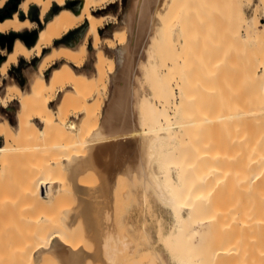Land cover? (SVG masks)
<instances>
[{
	"label": "bare ground",
	"instance_id": "bare-ground-1",
	"mask_svg": "<svg viewBox=\"0 0 264 264\" xmlns=\"http://www.w3.org/2000/svg\"><path fill=\"white\" fill-rule=\"evenodd\" d=\"M178 1L130 0L129 7L124 10L122 0H21L17 11L13 12L10 17L0 20V35L6 36L4 37L5 43L3 44V49L0 48V108L6 109L10 104L15 102L18 104L16 128L8 120L0 121V139H3L5 142V145L0 147V153L4 154L10 149L12 142L16 138H21L29 131L35 134H43L49 125L62 127L69 131L70 138L64 142L61 141L62 143L58 145L59 151L60 148L62 151L45 159L41 158L33 166L34 170L31 173L33 185L34 183L36 185L37 183L40 184L41 192L45 194L49 193L53 198V194H59L56 187V176H58V173L71 172L74 177V175L88 168H96L95 165L98 164L97 162H99L103 154H100V151H104L105 148L109 147L113 149L114 146V150L119 154L124 147L131 146L132 148V145L133 147L135 145L137 151H143L142 154L144 155V152L146 154L144 155L146 156L144 157L145 162L140 164V169L143 171L145 180L152 183L156 191H161L163 194L162 200L167 202V205L169 204L171 214L175 221L178 222V227L175 231L176 237L179 236L177 239H191L192 235L194 236V231L198 230V228L199 230H203V235L207 229L206 232H208L209 236H205L211 238L209 233L211 231L208 228L215 219L213 218L215 215L211 211L216 209L218 205L216 199L220 191H222L218 184H215V176L219 167L213 165L215 168L212 169L213 166L212 168L209 167V172L207 173H205L206 170L203 168L204 171L200 170L205 174H198L199 170L196 168L201 167L196 163L188 166V163L184 164L185 166L182 165L179 171L177 169L178 156L176 152H164L160 149V145L164 139L168 140L171 137V141L173 140V136L176 137V134H180V132H176L175 134V130L165 131L173 123V117L177 118L179 113L182 114L181 118L185 129L196 128V124L201 122L199 120L200 122L196 123L198 121L197 118H199L197 108L189 106L193 104L195 95L191 88L196 83L193 85L189 77L182 75V72L187 71L188 67L191 68V64L193 66L194 61L186 58L187 51L183 47L181 48L179 44L181 37H179V33L182 34L183 23L180 14L181 3L179 5ZM7 2L8 0H0V9ZM117 4L120 5L121 19L111 11ZM32 6L36 12L30 15L29 11ZM163 10L169 14L167 21L162 17L164 14ZM215 15L223 16L222 12ZM233 20L228 22L232 23ZM230 23L228 26L231 25ZM243 23H245L244 27L246 28L244 34L238 27L239 25L236 24L239 28L237 31L234 25L235 30L231 28L232 25L230 28L228 27L230 31L229 36H232L239 42L244 41L243 43L264 40V25L260 23L258 18L254 22L248 21L245 18ZM110 25L115 27L114 31L111 33L106 32L104 36L105 27ZM168 31H171V44H169V39L165 35ZM35 37L36 41L33 44L32 42ZM12 41L14 43L10 50V43ZM90 47L93 49V52L90 51ZM169 49L171 50V55ZM92 55L94 57L93 71H90L87 66ZM217 57L218 55L216 57L214 55L209 61L201 60L196 63L202 67L210 65V72L214 74L221 70L224 63ZM255 58V60L246 62L248 73L246 75L253 83L255 95L253 97H256V100L254 99L256 102L253 100V104L245 96L244 98L248 101L243 100L241 97V100L240 98L235 100L236 98L231 99L232 96H228V112L226 111L227 109L224 110V112H227L225 118H222L218 114L221 111L220 108L214 109V113L211 115L209 121L212 125L209 124L210 128L207 127L206 130L211 128L214 130L221 125H228V129L233 132H230V135H228V168L227 165L225 166L228 169V175H226L227 177L225 176L226 179L228 178L226 181V185L228 186L226 187V190L228 189V234L235 236L234 234L238 230L244 233L258 234V255L263 259L264 264V107L259 106L261 105L259 104L260 102H264V49L261 53L255 54ZM22 59L30 64L28 71H26L29 83L27 88L23 87L20 81L9 77L11 70L16 72L18 67H22L20 66L22 65ZM139 72L150 91L148 94L143 93V95H140L141 108H143L142 111L144 113L143 121L149 126L142 133L134 126L133 118V108L137 104L135 81ZM110 86L112 87V91L104 115V121L98 125L101 120H99V115L102 113L103 107L100 106L98 108L97 115H90V107L98 99L104 105ZM228 94L230 95V93ZM134 100L136 101L135 104ZM79 103L82 105L78 108L77 105ZM52 104H55V107ZM94 119L98 122L97 127L93 131L90 129L86 130ZM246 122L256 123L255 128L258 129L263 126V129L262 127L261 129L259 128L260 131L256 137L251 133V130L249 134L244 131L240 135L241 137L235 140L236 133L234 131H237L235 126L242 127ZM202 124L198 126L200 128L204 127V124ZM200 128L199 131L203 129ZM172 131L173 133H171ZM186 132L188 133V131ZM207 132L209 133V131ZM194 133L193 135H196V131ZM218 134L220 135V133ZM231 134L232 136L234 135L232 138L229 137ZM222 135L224 136L221 133ZM201 136L203 135L201 134ZM253 136L254 138H252ZM140 138L146 139L145 142L139 143ZM251 141L253 142L251 143ZM173 142L175 141L173 140ZM186 143L184 142L182 146H188L191 152L189 148L191 144L188 143L187 145ZM201 144L203 146V143ZM201 144L200 147L202 149H199L202 152L197 150L198 155H196L197 158L200 157L201 161L203 160L204 162L205 156L203 158V154L201 155L204 151V146L202 147ZM204 144H207V142ZM252 144L253 146L255 145L254 148ZM83 145L85 147L82 149L81 146ZM54 148H56V145L49 143L45 146H40L37 151L41 155H44L45 151ZM188 149L186 148L185 151H188ZM218 153L217 151V155H219ZM156 155L162 160L161 167L164 170V179L161 180L155 174L148 172L151 162ZM200 158L197 159L199 160L197 162H200ZM114 159H116V164L117 162L119 164L117 159L120 158L114 157ZM206 159L209 163L212 160V158H207V156ZM111 161L114 162L113 158ZM113 162L111 163L114 166ZM224 163L226 164L225 161ZM224 163L220 167L222 168L223 166V170L225 168ZM118 164L117 168H120V164ZM199 164L202 165L203 163L201 164L200 162ZM98 166L100 168V165ZM105 167L103 166L104 169ZM117 168H114L113 172ZM174 169L177 170V176L173 173ZM32 175L38 177H33V179ZM31 179L29 180L32 182ZM255 181H257V184H254ZM162 182L168 185V189L164 190L161 187ZM79 186L75 191L76 193L80 189ZM251 186L255 187V192L252 191L253 187L251 188ZM248 188L252 189V193L250 190L248 191ZM85 189L83 188L81 193ZM88 190L89 188L86 189V191ZM238 190L241 191V195L235 196L234 192ZM246 191L253 195L254 202L259 201V203L257 202L258 206L253 204L254 202L251 203V201L252 206L247 207L245 205V196L243 197V194L247 193L248 196H251ZM90 192L89 194H93ZM82 194L84 195L85 192ZM54 196L56 198L59 197L57 195ZM92 196H95V193L91 195V198L88 197V199H92ZM256 197L257 199H255ZM84 201L83 205H85ZM89 203L84 207L82 205L83 209H80L78 212H70L65 208L66 210L62 209L59 211L60 209H58V212L51 214L24 215L27 219L24 217L22 219L24 218L30 225L23 222V225H27L17 228L18 232L12 227L11 231H9L10 235L7 234L8 236L4 235L1 237V244H5L4 242L7 240V237L13 238L17 236L16 239L19 241L17 240L14 244L18 245L17 242H19L18 246L21 249L17 245L15 247L12 243L11 246H14L19 254L17 252L14 253L15 249L12 250L10 248L14 254H17L15 256L19 258V260H13L16 262L15 264H18L19 261L22 264H30V261L31 264H38V260L39 264L40 261L42 264L43 262L46 264L48 262L46 261L48 255L49 257L50 255L52 257L57 255L65 257L67 255L65 259L68 264H76L79 260L77 261L76 256L74 258L70 254L72 251H77L76 245L73 246L71 242L73 238L70 239V236L73 237V234L69 236L70 225L74 223L76 217H84L85 220L88 219L89 223L95 222L96 214L99 213L97 216H100L102 205L90 200ZM93 203L101 207L98 208ZM7 207L8 205L6 206V204L4 208L1 207V209H4V214L9 209ZM103 209H106V207ZM1 212L3 211H0V218L1 216L4 217ZM60 212L62 213L61 216L59 215ZM99 216L97 217L98 220L101 217ZM24 219L21 221H25ZM215 221L218 222L219 220ZM11 222L10 224H12ZM0 224H6V222L0 220ZM94 225L96 224L94 223ZM22 227L27 230H23ZM98 227L97 230H99ZM13 229L14 233H12ZM210 230H212L211 227ZM15 233L17 235H14ZM219 233V231L218 233L216 232L217 235ZM19 235L22 237H19ZM232 236L228 245L232 251L227 255L228 258L226 257L229 260H225L228 264H230L229 261H233L236 264L238 260L237 251L240 239ZM20 238L23 240L20 241ZM213 239H209L211 243H213ZM215 240H219V238ZM249 240H252V237H249ZM78 250L80 253H83V250H80V248ZM213 250L214 255L218 257L225 249L222 246H217ZM36 252L39 255L38 259H36ZM84 254L80 255L83 256ZM205 254L202 255L205 259H201V263L192 257L190 259L183 258L182 262L183 264H209V260L207 261L206 259L212 257V255L208 253L205 256ZM209 254L210 256H208ZM22 258H24L23 261L25 263L21 261ZM160 260L158 258V262L162 264ZM203 261H207V263ZM213 261L216 260L213 258ZM214 263L216 264V262L212 264Z\"/></svg>",
	"mask_w": 264,
	"mask_h": 264
},
{
	"label": "rangeland",
	"instance_id": "rangeland-1",
	"mask_svg": "<svg viewBox=\"0 0 264 264\" xmlns=\"http://www.w3.org/2000/svg\"><path fill=\"white\" fill-rule=\"evenodd\" d=\"M20 2L21 0H8L6 5L1 8V10H5V12L0 13V15H8L10 13L12 15L13 11L18 10ZM180 3V14L183 23V30L182 34L179 33V37L181 36L179 39V44L181 48L183 47L184 50L187 51L186 58L191 61H194L193 66L191 64V68L188 67L187 71L182 72V75L189 77L193 85L194 83H196V85L191 88V90L194 91L195 95L193 98V104H190L189 106L192 108H197V115L199 118H197L198 121H196V123L200 122L199 120H201V122L199 124H196V128L185 129L183 127L185 126L184 122L181 118L182 114L179 113V116H177V118L173 117V123L170 125L169 129L165 131L175 130V134L176 132H180V134H176V137L173 136V140L175 142H173V140L170 141L171 137L168 140L164 139V141H162L160 145V149H162V151L164 152H176L178 156L177 169L179 171L182 165L188 163V166L196 163L201 167L196 168L199 170V172H197L196 170L198 174H201L202 171H204L203 168L206 170L205 173H207L209 172V167L212 168L213 165H215V167H219L218 172L215 176V179L217 181V183L215 181V184H218L220 190L222 189V191H220V194L216 199L217 204L219 206L216 204V209L211 211L215 215V217H213L215 218L213 222L214 226L213 223L211 226L209 225L213 231L210 230V227L208 228L209 231H211L209 232L211 238H214L212 240L213 243H211V240H209L211 238L207 237L209 236L208 232H206L207 229L203 235V230H199V228L198 230L194 231V236L192 235L193 238L191 237L190 239L188 237L189 239L187 240H183L182 238V240L177 239L179 236L176 237L175 231L178 227V222H176L173 218L170 210L171 207L169 206V204L167 205V202L162 200L163 194L161 193V191H156V189H154L153 184L145 180V177L143 176V171L142 169H140V164L145 162L144 157L146 156L144 155L146 154L144 152L143 155V151H137V149H135V145L134 147L132 145V148L131 146H128L129 148L127 146L124 147L123 150L119 152V154L117 151L114 150V146L113 149H110L109 147L105 148L104 151H100V154H103L102 158L99 160V162H97L98 164L95 165L96 168H88L82 172H79L77 175H74V177L71 172H60L58 173V176H56V187L58 188L57 191L59 194H53L52 198L51 194L42 193L40 190V184L37 183L36 185L34 183L33 185V180L31 179V173L34 170L33 166L37 164L41 158L45 159L46 157L61 152L62 149L60 148L59 151L58 148L59 143H62L61 141H67V139L70 138V132L66 129L55 125H49L46 127V130L43 132V134H35L34 132L29 131L21 138H16L12 142V145L9 150H7L4 154L0 153V211H3L1 213L2 215H4V217L1 216L0 220L6 222V224H0V264H15L16 262L14 261L17 259L19 260V258L15 256L17 254H14L17 252V249H15L17 244H14L18 240L16 239L17 236H14L13 238L9 236L6 238V241L4 240V243L7 245V247L5 244H1V237L7 234L10 235L11 233L9 231H11L10 229H12V227H14L16 232H18L17 228H19L20 226H26L28 223L24 218L27 219V217H25L24 215L28 216L40 213L51 214L58 212V209H60L59 211H61L65 208L70 212H78L80 209H83L82 207L86 206L87 203L90 204L89 200L102 205V209L100 211L101 217L98 215L100 217V219L98 220L97 214L99 213L96 214L94 222L96 225H94L93 222L89 223L87 221L88 219L85 220L84 217H76L74 223L70 225L69 236L73 234V237L70 236V239L73 238L71 242L73 246L76 245L77 247V251H72L70 252V254L74 256V258L76 256L77 261L79 260L78 263L76 262V264H160L158 262V258L161 259L160 261L162 262V264H183V258L190 259L191 257L194 259L196 258L197 260H199V263H201V259H205V257H202V255L205 253H211L212 257L214 256V260H216L213 261L212 257H208L209 259L206 260H209V264L211 260V264L213 262H216V264H228V262H226L229 260L227 259V255L230 254V252L232 251L230 247H228V245L231 241L232 235L230 236V234H228V189L226 190V187H228L226 185V181L228 180V178L226 179L225 176L228 175V135H230V132H233L228 129V125H221L219 126L220 128L218 127L214 130H212L213 128L206 130V128H210L209 124L212 125V123H209V121L211 115L214 113V109L216 110L220 108L221 111L218 112V114H220L222 118H225V115L228 112V96H232L231 99L236 98L235 100L239 99L240 97L243 98V100H247L249 98L248 100H251V102H253L254 99L256 100V97H253L255 96L253 83L246 75V62L255 60V54H259L263 51L264 40H260L259 42H239L235 40L232 36H229L230 31L228 29L230 28L233 22H236L233 23L234 27L236 26V31L240 28V30L244 34L246 28L244 27L245 23H243V21L245 20V18L251 22H254V20L258 18L260 23L264 25V0H179L178 4L180 5ZM129 5L130 0H122V7L124 10L127 9ZM119 6V4L115 5L111 9V11L114 14H117L121 19L122 15L119 11ZM35 12V8L32 6L29 11V14L33 15ZM221 12L223 16L215 15ZM162 17L165 18V20L167 21L169 19L168 12H164ZM255 17L257 18L254 19ZM233 19L237 21H234ZM231 20H233L232 23H230ZM229 23L231 24L230 26H228ZM236 24H238L239 26ZM233 25L231 28L234 29ZM114 29L115 27L113 25L106 26L103 32L104 36L106 32L111 33L114 31ZM165 35L169 39V44H171V31H168ZM4 37L6 36L0 35L1 49H3V44L5 43ZM174 38L176 37L174 36ZM90 51L93 52V49L91 47ZM169 52L171 55L170 49ZM214 55L215 57L218 55L217 58L224 62L221 67V70H219L217 73L213 74L210 72V65L202 67L196 63L201 60L209 61V59ZM93 61L94 57L92 55L89 59L87 66L90 71H93ZM21 64L22 65L20 66L22 67H18L16 72H13V70L10 71L9 77L20 81L22 83V86L27 88L29 83L26 77V71H28L30 64L26 63L23 59ZM136 79L138 80L135 81V86L137 88L135 89L137 104L135 105L136 107L134 106L133 108V118L135 124L134 126L138 131L140 130L139 132L142 133L144 132V130H147L149 126H147L146 123L143 121L144 113L142 111L143 108H141L140 95H143V93L148 94V92L150 93V91L148 90L149 88L147 87V85L144 83V79L140 72L138 73ZM145 85L147 88L145 87ZM111 91L112 87L110 86L109 93L107 98L105 99L104 105L101 104V100L98 99L95 100L93 105L90 107V115H97L99 111L98 108L100 106L103 107V110H101L102 113L99 115V120H101L98 125H100L101 122L104 121V115L106 113V108L109 104L108 102L109 97L111 95ZM228 93H230V95ZM244 96L247 99H245ZM255 100L254 102H256ZM136 101L134 100V104L136 103ZM248 103L246 104L249 106ZM79 104L77 105L78 108L82 105L81 103ZM259 104H261L259 106L264 107V102H260ZM52 106L55 107V104H52ZM17 110L18 104L16 102L10 104L9 107H7L6 109L0 108V121L8 120L10 124L16 128ZM201 110H203V112H201ZM224 110H226L227 112H224ZM97 123L98 122H96V119H94L93 122H90L89 127L86 128V130L90 129L93 131V129L97 127ZM202 123H205L204 127L202 126L203 129L198 126ZM256 125V123L246 122L244 126L242 125V127L235 126L237 130L236 132L234 131L235 129L233 130L234 133H236V136L234 137L235 140L239 139L241 137L240 135H242L244 131L248 132L249 134L250 130L251 133H253V135H255L256 137L259 134V128L261 129L262 127L263 129V126L259 127L258 129L255 128ZM199 128L202 130L199 131ZM185 130L188 131V133ZM173 131L171 133H173ZM195 131L197 136L193 135L195 134ZM207 131H209V133ZM210 132L212 136L210 135ZM218 133H220V135ZM221 133L224 134V136L222 135L223 137L221 136ZM201 134L203 136H201ZM206 136L208 137L206 138ZM233 136L231 134V136L229 137L232 138ZM252 138H254V136ZM145 140L144 138H140L139 143L145 142ZM182 141H184L185 143L187 142V145L188 143L191 144V146L189 145L191 152L186 144L184 145H186L187 147L182 146L184 143ZM253 141H251V143ZM205 142H207V144H204ZM49 143L55 144L56 148L47 150L45 151L44 155H41L37 151L38 148L40 146H45ZM201 143H203L204 147ZM200 144L204 150L201 155L203 154V158L205 156L204 162L203 160L201 161V158L198 156L200 158L201 164L203 163L202 165L199 164L200 162H197L199 161L197 160L199 159L197 158V150L202 152L199 149L201 148ZM4 145V140L0 139V147ZM208 145L210 146L209 148ZM254 146L252 144L253 148ZM84 147V145L81 146L82 149ZM186 148L188 149V151H185ZM211 151L213 154L211 153ZM217 151L219 152V155H217ZM206 156L207 158H212L214 162L211 160L209 163V161L206 159ZM114 157L120 158L117 159L120 165L118 164V162L117 164L120 168H117V164L115 161L116 159H114ZM112 158L114 162L111 161ZM214 158L217 159L214 160ZM224 161L226 162V164L224 163ZM111 162H113L116 166H113ZM221 162L225 164L224 167L227 165V168L225 167L224 170L222 169L223 166L222 168H220L222 164ZM104 164H106L107 167H105L106 165ZM161 164V158L156 155L153 161L151 162L150 168L148 169V172L155 174L160 178V180L164 179V170L162 169ZM98 165H100V168ZM111 165L114 168H117V170L113 172L114 168ZM103 166L105 167V169L103 168ZM215 167L213 166L212 169H214ZM225 169H227V173L224 172ZM173 173L175 176H177V170L174 169ZM205 173L203 172L202 174ZM33 177L37 178L38 176L32 175V178ZM29 179H31L32 182ZM28 181H30L31 184H29L30 182ZM224 183L226 186L224 185ZM254 184H257V181H255ZM81 185L84 189L85 187L86 189L89 188L88 191H91L93 194H89V192L85 189V194L83 195L82 193L84 192L81 193V191L83 190ZM161 185L164 190L168 189V185L165 182H162ZM78 186L80 187V189H78L77 194L75 191ZM252 187L253 190H251L255 192V187L251 186V188ZM249 190L250 188H248V191ZM86 192L88 195L86 194ZM94 193L95 196L98 198L92 196V199H98H95L97 202L95 200L88 199V197L91 198V195H94ZM234 193L235 196L241 195L240 190L235 191ZM248 193L251 196H248V194L245 193V195L243 194V197L245 196V205L247 207H250V205L252 206L251 203L254 202V197L250 192ZM54 195H57V197H59L56 198ZM252 197L253 199H251ZM255 199H257V197ZM83 201L85 202V205H83ZM257 202L259 203L258 200ZM257 202L255 201L253 204H256V206H258ZM95 203L93 204L95 205ZM5 204L6 206L8 205L9 209L8 211H5L4 214V209H1V207L4 208ZM97 205L95 206L98 208L101 207L100 205ZM105 207L106 209H103ZM107 210L110 212H108ZM107 212L109 213V215ZM59 215L61 216L62 213L60 212ZM22 217H24L23 219L25 221H21L23 220ZM216 217L218 218L216 219ZM10 220L15 221L11 222ZM215 220L219 221L217 222ZM10 222L12 224H10ZM23 222H26L27 224L23 225ZM23 227L22 229L26 231L27 229H24ZM97 227L99 230H97ZM28 228L30 229V227ZM14 229L12 233H14ZM220 229L224 230L220 231ZM218 231L220 232L219 234L221 236L219 234H216V232L218 233ZM222 231L224 232L221 233ZM214 232L216 235L214 234ZM243 233L244 232L238 230L236 234H234L235 236H232L236 237V239H240L239 248L237 251L238 260L236 264H263V259L260 258L258 255V234H252L247 232L244 234ZM14 235H17V233H15ZM20 236L21 235H19V237ZM249 237H252V240H249ZM217 238H219V240H215ZM21 240L23 239L20 238V241ZM178 240L180 241V243ZM188 240L190 241V243ZM11 243L15 247H12ZM17 243L18 245L20 244L19 242ZM187 243L190 245H188ZM217 246H222L225 249L224 252L218 257L214 255L213 250ZM78 247L80 248V250H83V253H80ZM10 248H12V250L15 249V252L13 253ZM17 253L19 254V252ZM80 254L84 255L81 256ZM22 255L21 257H23ZM35 255L37 257L36 259H38L39 255L37 254V252L35 253ZM208 256H210V254ZM66 257L67 255L65 257L62 255H57L54 257L50 255L49 257L48 255L46 260L48 262L46 263L45 261V263L68 264L67 260L65 259ZM23 259L24 258H22L21 261H23ZM207 261L203 262L207 263ZM229 262L230 264H235V262L233 261ZM19 263L20 261L18 262V264ZM23 263L25 262L23 261ZM40 264H42L41 261Z\"/></svg>",
	"mask_w": 264,
	"mask_h": 264
},
{
	"label": "trees",
	"instance_id": "trees-1",
	"mask_svg": "<svg viewBox=\"0 0 264 264\" xmlns=\"http://www.w3.org/2000/svg\"><path fill=\"white\" fill-rule=\"evenodd\" d=\"M4 12H5V10H1L0 9V13H4ZM13 12H15V11H13ZM10 16H11V13L8 14V15H0V20L6 19V18H8Z\"/></svg>",
	"mask_w": 264,
	"mask_h": 264
},
{
	"label": "water",
	"instance_id": "water-1",
	"mask_svg": "<svg viewBox=\"0 0 264 264\" xmlns=\"http://www.w3.org/2000/svg\"><path fill=\"white\" fill-rule=\"evenodd\" d=\"M4 20V19H3ZM35 41H36V37L34 38V40H33V44L35 43ZM13 43H14V41H12L11 43H10V50L12 49V46H13Z\"/></svg>",
	"mask_w": 264,
	"mask_h": 264
}]
</instances>
